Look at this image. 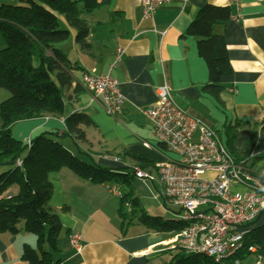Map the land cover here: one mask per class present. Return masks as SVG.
<instances>
[{"label":"crops","instance_id":"1","mask_svg":"<svg viewBox=\"0 0 264 264\" xmlns=\"http://www.w3.org/2000/svg\"><path fill=\"white\" fill-rule=\"evenodd\" d=\"M205 4L231 10L229 19L214 27L223 33L232 70L221 77L222 89L217 96L203 90L209 73L197 50L198 37L185 34ZM82 16L90 28L88 48L80 49L74 42V30L67 41L56 44L76 67L71 71L72 86L65 91L64 115L19 121L11 128L12 138L25 143L43 132L63 134L64 118L80 111L94 126L86 128L85 143L71 135L53 136L67 151L88 162L87 157H92L100 166L121 172L141 169V163L132 158L139 157L150 164L142 170H152L156 163L174 158L153 137L152 124L141 113L155 105L156 90L165 85L180 108L210 126L227 148L230 139L235 155L264 178V3L240 0L235 6L226 0H168L145 18L139 0H109ZM4 45L0 35V49ZM118 49L123 54L111 75L118 81L125 102L121 112L111 117L101 97L87 91L81 77L85 72L106 75ZM8 97L9 92L0 88V102ZM48 180L52 185L49 205L59 217L68 246L66 252L61 250L58 237L60 254L53 253V264H173L181 256L169 246L175 233L152 231L135 218L131 223L126 216L122 220V205L128 211L130 208L121 201L117 187L82 180L68 168L49 173ZM133 186L143 212L177 221V211L169 208L158 182L134 178ZM16 193V186L6 192ZM144 201L152 205L150 210ZM262 225L264 215L250 229ZM73 234L81 237L79 252L70 245ZM26 246L36 247L35 235L24 230L1 233L0 264H28L21 259ZM256 261L257 257L254 264ZM184 264L193 263L189 260ZM194 264L210 263L200 259Z\"/></svg>","mask_w":264,"mask_h":264},{"label":"trees","instance_id":"2","mask_svg":"<svg viewBox=\"0 0 264 264\" xmlns=\"http://www.w3.org/2000/svg\"><path fill=\"white\" fill-rule=\"evenodd\" d=\"M109 0H0V35L4 47L0 49V88L9 92V97L0 102V234H17L21 230L36 237V247H25L21 259L28 264H53L52 251H58L57 241L63 231L55 210L49 205L52 185L48 174L68 168L80 179L90 183L115 186L121 201L129 205V213L121 214L127 222L134 218L138 223L155 232L178 233L184 224L149 216L141 209L134 195V174L121 172L97 164L94 158L88 161L71 154L54 137L71 135L75 141L86 142V128L94 126L89 117L80 111L64 118L65 131L43 132L27 142L11 136L12 126L19 122L44 115H64L65 91L72 86L71 71L76 68L69 62L56 44L67 41L71 30L75 31L74 42L80 49L88 48L90 28L82 18L95 9L107 5ZM231 10L227 6H202L185 34L198 37L197 50L205 60L209 83L205 92L217 96L222 89V76L231 73L226 44L222 32H216V24L229 19ZM76 87V86H75ZM232 131H234L232 129ZM228 150L234 154L232 142L227 141ZM236 156V155H235ZM141 169L150 166L139 157H132ZM241 160L239 157H235ZM21 161V166L15 164ZM264 182V178H261ZM13 186L17 193L7 195ZM137 213H140L137 216ZM178 213V211L176 212ZM136 221V222H137ZM252 246L256 255L264 258V225L250 229L243 236V251L237 259L250 253ZM173 264H184L192 260L210 259L198 254L179 253ZM227 259L225 264L232 263Z\"/></svg>","mask_w":264,"mask_h":264},{"label":"built area","instance_id":"3","mask_svg":"<svg viewBox=\"0 0 264 264\" xmlns=\"http://www.w3.org/2000/svg\"><path fill=\"white\" fill-rule=\"evenodd\" d=\"M166 1L139 0L143 17H151ZM226 1L229 5L240 4V0ZM122 54V49L116 51L106 75L85 72L81 77L85 89L101 97L105 112L111 117L121 112L125 102L118 81L111 75ZM156 93L155 105L141 113L151 122L153 137L174 158L156 163L152 170L134 168V178L158 182L167 204L177 208V221L184 227L170 242L171 249L198 254L214 263L225 264L234 258L228 264H242L236 256L244 249L243 236L264 215V182L245 161L229 152L210 126L180 108L167 86H159ZM15 164L21 166V161L18 159ZM80 241L77 234L69 238L71 247L78 252ZM245 250L256 255L252 246ZM256 257V264H260L261 257Z\"/></svg>","mask_w":264,"mask_h":264},{"label":"rangeland","instance_id":"4","mask_svg":"<svg viewBox=\"0 0 264 264\" xmlns=\"http://www.w3.org/2000/svg\"><path fill=\"white\" fill-rule=\"evenodd\" d=\"M84 15V14H83ZM83 17V16H82ZM125 203V202H124ZM143 205L145 208H147V210H150V207L152 205L150 204H147L145 201L143 202ZM171 208L173 211L177 210V208H174V207H169ZM122 210L124 211L123 213H126L129 212L128 209H127V206L125 204L122 205ZM65 239V234L64 232H61L60 236H59V242H60V248L61 250L65 251L68 249V246L66 245L65 241L63 240ZM66 252V251H65ZM55 253L56 256H59L60 252H57L56 251H52V254ZM58 258V257H57ZM256 260V255L254 254H249L244 260H243V263L244 264H254Z\"/></svg>","mask_w":264,"mask_h":264}]
</instances>
